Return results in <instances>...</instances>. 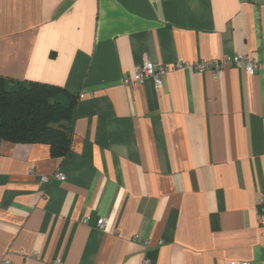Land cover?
<instances>
[{
    "label": "crops",
    "instance_id": "obj_1",
    "mask_svg": "<svg viewBox=\"0 0 264 264\" xmlns=\"http://www.w3.org/2000/svg\"><path fill=\"white\" fill-rule=\"evenodd\" d=\"M235 53L264 0H0V75L78 97L66 156L0 138V260L264 264V73L174 68Z\"/></svg>",
    "mask_w": 264,
    "mask_h": 264
},
{
    "label": "trees",
    "instance_id": "obj_2",
    "mask_svg": "<svg viewBox=\"0 0 264 264\" xmlns=\"http://www.w3.org/2000/svg\"><path fill=\"white\" fill-rule=\"evenodd\" d=\"M77 104L78 97L60 86L0 75V138L44 143L53 156L64 157L71 148Z\"/></svg>",
    "mask_w": 264,
    "mask_h": 264
},
{
    "label": "built area",
    "instance_id": "obj_3",
    "mask_svg": "<svg viewBox=\"0 0 264 264\" xmlns=\"http://www.w3.org/2000/svg\"><path fill=\"white\" fill-rule=\"evenodd\" d=\"M189 65H194V67L199 72H205L207 70H213L218 72L222 70L227 65H232L239 70H244L248 74H256L258 72L264 73V56L262 59L251 58L248 54L235 53L230 56H223L220 59L213 61L201 60L194 63L178 62L175 67L187 68ZM172 69L168 64H155L148 57L145 58L144 63L137 68V73L134 81L127 80L132 87L138 85L144 80L151 78L157 87H162L165 81V77L168 72ZM53 178L63 179L65 178L62 172H56L51 176L44 175L41 177L43 183H49ZM260 201L264 202V194L260 197ZM87 222V218L84 219ZM260 222L264 226V214L260 216ZM107 224L106 218H100L97 221V225L100 229H104ZM57 264H61L58 260ZM0 264H13L9 258H3L0 260ZM232 264H252L250 261L244 260L239 262H233Z\"/></svg>",
    "mask_w": 264,
    "mask_h": 264
}]
</instances>
